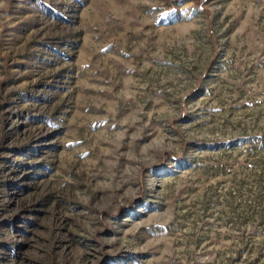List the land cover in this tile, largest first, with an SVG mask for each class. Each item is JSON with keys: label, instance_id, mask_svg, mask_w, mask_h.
Returning a JSON list of instances; mask_svg holds the SVG:
<instances>
[{"label": "rangeland", "instance_id": "rangeland-1", "mask_svg": "<svg viewBox=\"0 0 264 264\" xmlns=\"http://www.w3.org/2000/svg\"><path fill=\"white\" fill-rule=\"evenodd\" d=\"M0 264H264V0H0Z\"/></svg>", "mask_w": 264, "mask_h": 264}]
</instances>
